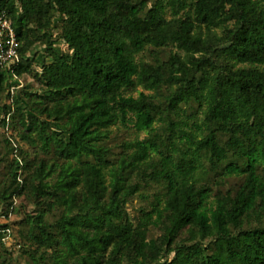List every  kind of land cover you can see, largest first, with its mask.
<instances>
[{
  "label": "trees",
  "instance_id": "1",
  "mask_svg": "<svg viewBox=\"0 0 264 264\" xmlns=\"http://www.w3.org/2000/svg\"><path fill=\"white\" fill-rule=\"evenodd\" d=\"M0 8V264H264V0Z\"/></svg>",
  "mask_w": 264,
  "mask_h": 264
},
{
  "label": "built area",
  "instance_id": "2",
  "mask_svg": "<svg viewBox=\"0 0 264 264\" xmlns=\"http://www.w3.org/2000/svg\"><path fill=\"white\" fill-rule=\"evenodd\" d=\"M19 41L13 25V20L5 9L0 8V67L9 71V93H10V111L2 117L5 119V132L9 133V123L11 112L15 106L13 97L17 95L25 86L24 79L18 74L17 67L20 63V54L18 52ZM12 139V138H11ZM10 232V229L7 228Z\"/></svg>",
  "mask_w": 264,
  "mask_h": 264
},
{
  "label": "rangeland",
  "instance_id": "3",
  "mask_svg": "<svg viewBox=\"0 0 264 264\" xmlns=\"http://www.w3.org/2000/svg\"><path fill=\"white\" fill-rule=\"evenodd\" d=\"M56 47L59 50L60 49L66 50V45L62 41H58L56 43ZM43 53L44 52H41V54H43ZM149 57H151V54H149ZM30 81H31V78H28V80L26 79L25 80V84L26 83L28 84ZM22 144H23L24 148L28 147V144L26 142L23 141ZM0 145H1L0 146V158H1V162H0V180H2L3 176H4V173L7 171L8 165L12 161L13 155L10 154V152L8 150V147L5 146L3 142ZM239 181H240V177L239 176H232V177H230L228 183L232 185L233 183L239 182ZM138 204H139V200L136 199L134 205L137 206ZM14 205H17V206L20 205V199L17 198V197L15 198V196H14ZM2 212H3V209L0 207V223L1 224L10 222L11 220H14V219L18 218V216H17L18 214L10 213L9 215L6 216ZM15 227H16V225H15ZM152 233H155V232H152ZM16 235H17V231L16 230H14V232L12 231L10 233V237L8 239L9 243L13 242L14 240H17V237H15Z\"/></svg>",
  "mask_w": 264,
  "mask_h": 264
}]
</instances>
